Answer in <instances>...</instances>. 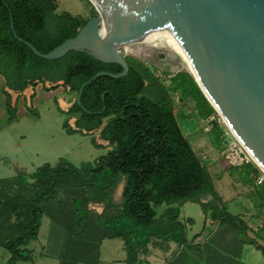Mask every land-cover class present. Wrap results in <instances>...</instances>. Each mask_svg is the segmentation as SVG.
<instances>
[{"label":"trees","instance_id":"1","mask_svg":"<svg viewBox=\"0 0 264 264\" xmlns=\"http://www.w3.org/2000/svg\"><path fill=\"white\" fill-rule=\"evenodd\" d=\"M56 9L57 0H0V76L4 79L1 92L6 97L8 121L16 118V105L12 104L7 89L23 91L35 81H61L62 86L75 93L67 113L76 116V128L65 119V132L96 130L103 118L109 117L100 130V137L112 148L93 163L82 162L79 167L68 161L54 166L45 163L28 175L0 179V248L10 254L6 264L33 261L29 244L38 237L41 218L46 213L45 204L51 200L62 202L59 190L86 188L89 191L88 195L76 196L71 201L76 213L75 224L80 227L89 217V201L104 202L106 208L114 206L112 193L121 176L126 181L120 213L97 214L95 222L123 240L125 264H137L140 250L146 249L152 236L204 252L200 243L186 240L185 225L178 220V207L168 208L162 219L155 218V206L186 200L199 202L210 220L236 229L242 243L264 250V245L257 242V239L264 242L262 228L250 237V227L241 215L226 209L207 165L183 134L171 100L162 94L165 89L156 80L151 83L146 68H136L126 60L129 70L125 76H100L91 80L100 71L119 73L122 66L80 50H71L57 59H44L15 37L30 42L41 53L74 37L87 19ZM88 80L91 82L84 86L80 98L85 111L77 104L76 96ZM169 80L180 100L192 104L202 119L215 112L188 72H179ZM43 89L55 87L43 86ZM135 97L139 106L128 107L124 101L135 102ZM101 110L102 113H96ZM213 143L217 146L215 140ZM28 177L33 181H28ZM27 185L29 188H25ZM255 194L264 210V184ZM206 196L211 199L202 201ZM163 218L167 225L163 224Z\"/></svg>","mask_w":264,"mask_h":264},{"label":"water","instance_id":"2","mask_svg":"<svg viewBox=\"0 0 264 264\" xmlns=\"http://www.w3.org/2000/svg\"><path fill=\"white\" fill-rule=\"evenodd\" d=\"M90 1L97 15L87 19L74 37L47 53L15 37L44 59L80 50L122 66L119 73L100 71L91 80L127 74L129 65L120 46L173 38L205 98L264 172V0ZM91 80L81 85L76 96L85 111L80 98Z\"/></svg>","mask_w":264,"mask_h":264},{"label":"rangeland","instance_id":"3","mask_svg":"<svg viewBox=\"0 0 264 264\" xmlns=\"http://www.w3.org/2000/svg\"><path fill=\"white\" fill-rule=\"evenodd\" d=\"M57 10L59 12L68 11L72 14L82 15L85 19L97 15V10L95 5L90 0H57ZM125 58L129 64L136 68L142 69L143 67L147 69L149 73V79L153 84L156 80L165 89L162 94H165L172 102L174 107L180 108L186 104V102L180 100L178 91L173 89V85L169 84V78L179 72H189L188 68L185 66L180 55L171 48H165L162 46H152L147 43L141 42H129L119 47L123 50ZM126 47V49H125ZM191 75V74H190ZM0 80L4 82L2 76ZM39 83L45 84L46 87H55L61 89L56 97H62L67 101L68 108L72 105L75 100V93L70 92L66 87L61 85V81L50 82V81H35L34 85ZM28 85L22 93L31 95L32 86ZM150 88L148 87V92ZM21 94L19 96H21ZM12 95V94H11ZM15 94L11 96L14 97ZM56 99H49L45 104L40 103L35 111L29 112L28 114H19L17 118L10 123L8 126V136L11 137L16 142L25 141L28 148L38 150L39 158L44 161L56 163L60 159H66L74 166H78L81 162L93 161L98 156L105 154L107 151L105 148L111 149L107 143L102 145H97L93 143L94 135L98 138L99 131L105 125L109 117H104L100 128L90 131V132H74L71 135L66 134L62 129V121L67 119V123L75 127V118L70 113L61 111L57 107ZM40 117H38V115ZM200 128L196 130L197 139L194 141L195 152L199 157L208 160L209 165H207L208 170L211 174L213 183L216 190L222 199L230 200L232 197H236L237 201L240 203L241 210H244L245 214L244 220L246 223L252 226V231H256L259 227L262 228L264 234V210L262 209V202L258 199L255 191L258 187L264 184V172L255 163L250 162L248 164H243L240 166L231 165L226 157V141L230 138L237 140L236 137L230 131L228 125L224 122L222 116L215 110V112L208 118L201 121ZM208 126V132L210 133L211 139L217 142V146L206 143L202 138L204 137L203 128ZM202 133V134H201ZM93 135V137H92ZM229 136V137H228ZM227 137V138H226ZM227 140H226V139ZM238 141V140H237ZM96 142V141H95ZM49 146L55 148V155L49 156L45 155L46 150H49ZM7 152H12L10 148H7ZM36 157V154H32ZM36 162V161H35ZM40 162V161H39ZM3 175V174H2ZM28 175V174H27ZM263 176V182L257 183L256 179L258 176ZM5 176V175H3ZM28 181L33 180L28 177ZM13 186V185H10ZM25 188H29L27 185ZM12 192H15V188H11ZM89 191L86 188L80 189H64L59 190V196L64 198L66 201L71 203L72 199L76 196L88 195ZM211 199V196H206L202 198V201L206 202ZM226 203V202H225ZM48 210V215L52 216L54 214V202L49 201L45 204ZM229 203H226V209ZM171 206H176L180 209V220L186 224L187 231L189 234L200 232L203 229L204 221L207 213L203 210L199 202L193 200H186L181 203H174ZM168 207L167 203L156 206L157 214H160ZM229 212L230 209L228 210ZM188 218H191V222H186ZM48 217L44 215L42 230L45 231ZM90 221L86 223V236L91 239H82L78 242H67L66 252L68 255H72L70 259L65 258L59 264H84L82 260L91 259L95 260L97 258V253L90 252L89 247H94L99 243H95L93 238L103 235L104 231L95 222L90 224ZM35 242L31 243L34 244ZM97 244V245H96ZM30 245V247H31ZM251 247V246H249ZM107 248L106 244H101L102 258L105 257L104 250ZM69 255V256H70ZM9 253L1 249L0 250V264H6L5 257L8 258ZM100 258V257H99ZM74 260H78L75 262ZM53 264H56L57 260H50ZM17 264H28V262H17Z\"/></svg>","mask_w":264,"mask_h":264},{"label":"crops","instance_id":"4","mask_svg":"<svg viewBox=\"0 0 264 264\" xmlns=\"http://www.w3.org/2000/svg\"><path fill=\"white\" fill-rule=\"evenodd\" d=\"M57 12L59 11L57 10ZM45 84L39 83L32 86L33 88L31 90L30 96L26 93L21 94V91L7 89L10 94H15L14 97H12V104L16 105V118L19 114H28L29 112L35 111L40 103L44 102L46 104L49 99H56L57 107L62 112L68 111L67 101L62 97H56V94L61 89L56 88L44 90L43 86H45ZM2 86L3 81L0 80V179H9L16 176L17 174L32 173L39 166L45 163L54 166L59 164L60 161H67L66 159H60L58 162L52 163L41 160V158L37 160L39 157L38 150L32 151V149L28 148L25 141L16 142L8 136L7 128L16 118L11 122L8 121V114L5 107L6 97L1 92ZM20 94L21 96H19ZM173 109L183 134L194 148V141L197 139L196 130L198 127L200 128L202 124L201 121L204 119L198 115V111L192 104L188 102H186L184 106L177 108V110L173 105ZM37 115L40 117L39 114ZM63 121L61 127L65 131V128L63 127ZM205 125L206 127L202 129L204 134L201 133L204 136L202 138L206 143L212 144L213 141L211 139L210 133L208 132L207 123ZM82 132L86 133L84 130ZM94 138L97 145L104 146V144L107 143L109 146V142L100 137V131L98 138L96 135H94ZM7 148H10L12 152H7ZM48 149L49 150H46L45 152L46 156L55 155L56 150H54L55 148H53V146H49ZM105 149L107 152L110 150H107V148ZM32 154H36V157L32 156ZM200 159L204 164L209 165L210 162H208V160H205L203 157H200ZM93 161L90 162L93 163ZM80 164L76 167H79ZM125 181V176H121L120 182L114 188L112 193V201L114 206L111 208H106V204L104 202L89 201L87 203L89 217L87 220L82 221L80 227H77L75 224L76 213L72 209V205L69 201H66L64 198H62L61 203H59L57 200H51L55 204L53 209L54 214L52 216L48 215L49 213L46 207V213L44 214L48 217V220L44 225L46 226V229L45 231L42 230L43 215L41 218L38 237L36 240L31 242H35L34 244H29V248L33 253V261H27L28 264H53L49 261V259L57 260L55 262L56 264H59L64 258L66 260L70 259L72 255L69 254V256L68 252H66V246L69 240L75 243L78 242V240H82L84 238L91 239L89 236H86L85 233L87 221H90V224H93L92 222H95V217L97 214L105 213L106 215H112L120 213L122 192ZM222 200L226 203H229L227 208L230 209L231 213L240 214L241 217L244 218L243 215L245 212L244 210H241L240 203L237 201L236 197H232L230 200ZM171 204H168V207L165 208L162 213L157 214L156 212L155 218H161L163 213L168 208L176 207L171 206ZM179 217L180 209L178 220L182 222ZM162 222L164 225H167V222L164 218ZM186 222H191V218H188ZM182 223L185 225L186 240L188 242L200 243L201 249L204 252L190 250L185 246L178 245L171 239L163 240L161 238L152 236L146 249L143 251L140 250L137 264H264V250H262V248H258L254 244L242 243L236 229L227 225H220L218 222L210 220L208 213L204 221L203 229L200 232L189 234L186 228L187 223ZM248 226L250 227L248 235L250 237H254V230L252 231L254 228H252L249 223ZM103 230L106 231L103 233V235L93 238L95 243H99V246L96 244L97 247H89L91 253H97V258L95 260L84 259L82 260L83 263L125 264L126 252L124 250L123 240L121 238L114 237L111 231L105 229ZM257 242L262 246L264 245V242L261 239H257ZM101 244H106L107 246V248L104 250V258H102ZM1 249L3 248H0V250ZM8 258L5 257L6 261ZM74 261L78 262V260Z\"/></svg>","mask_w":264,"mask_h":264},{"label":"built area","instance_id":"5","mask_svg":"<svg viewBox=\"0 0 264 264\" xmlns=\"http://www.w3.org/2000/svg\"><path fill=\"white\" fill-rule=\"evenodd\" d=\"M226 142L227 143H226L224 149L227 148L226 149V157H227V159L231 165L240 166L243 164H248V163L253 161V157L244 148V146L240 143V141H237V140H234L233 138H230V142H229V140H227ZM256 182L262 183L263 182V176H261V175L258 176V178L256 179Z\"/></svg>","mask_w":264,"mask_h":264},{"label":"bare ground","instance_id":"6","mask_svg":"<svg viewBox=\"0 0 264 264\" xmlns=\"http://www.w3.org/2000/svg\"><path fill=\"white\" fill-rule=\"evenodd\" d=\"M135 42H137V41H135ZM141 43H147V44L152 45V46H162V47H165V48H171V49L175 50L180 55V57L182 58L185 66L188 69H190L191 71H193L191 69V67H190L185 55L183 54V52L181 51V49L179 48V46L177 45V43L175 42V40L173 38H159V39H153V40H150V41H142ZM125 49H126V47H125ZM224 122L226 123V121H224ZM229 129L232 132V134L235 136V134L233 133V131L231 130L230 127H229ZM236 139L238 140L237 137H236Z\"/></svg>","mask_w":264,"mask_h":264},{"label":"flooded vegetation","instance_id":"7","mask_svg":"<svg viewBox=\"0 0 264 264\" xmlns=\"http://www.w3.org/2000/svg\"><path fill=\"white\" fill-rule=\"evenodd\" d=\"M135 102H130V103H127V100L124 101L126 104H128V107H131V108H135V107H138L139 106V100H138V97H135ZM123 112H124V109H123ZM135 113V112H133Z\"/></svg>","mask_w":264,"mask_h":264}]
</instances>
